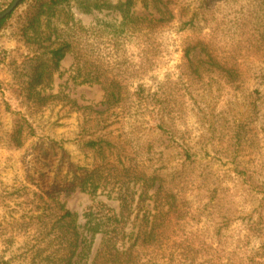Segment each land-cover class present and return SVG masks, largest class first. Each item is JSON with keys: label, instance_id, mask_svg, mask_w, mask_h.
Segmentation results:
<instances>
[{"label": "rangeland", "instance_id": "rangeland-1", "mask_svg": "<svg viewBox=\"0 0 264 264\" xmlns=\"http://www.w3.org/2000/svg\"><path fill=\"white\" fill-rule=\"evenodd\" d=\"M13 1L0 0V14ZM35 1L0 32V264H51L57 201L80 226L74 264H91L105 231L127 240L147 208L151 217L167 211L156 202L161 184L184 212L179 220L171 213L176 244L158 251L178 258L153 264H264V0H171V21L142 0L60 6L59 21L71 12L83 26L91 76L125 85L126 99L110 109L102 82H84L75 51L51 84L29 88L30 62L49 34L29 26ZM199 42L238 71L234 84L226 72L190 75L206 59ZM100 134L111 144L104 155L86 145ZM123 195L133 212L118 223L111 218H122ZM187 246L193 257L179 261Z\"/></svg>", "mask_w": 264, "mask_h": 264}, {"label": "trees", "instance_id": "trees-1", "mask_svg": "<svg viewBox=\"0 0 264 264\" xmlns=\"http://www.w3.org/2000/svg\"><path fill=\"white\" fill-rule=\"evenodd\" d=\"M26 1L27 0H22L13 12L0 19V32L5 28L8 21L13 17L20 6ZM69 1L70 0H36L30 6L34 9V13L33 17L29 20V26L34 28L37 36H39V32H42V27L46 25V30H48L49 34L46 32V36L39 40V46L36 49L37 52L30 62L32 70L30 74L31 80L29 81V88L32 89L36 88L38 85L51 84L54 78V72L60 68L64 58L68 53L75 51L78 71L80 74H83L82 71H85L86 73V76L83 79L84 82H102L106 88L108 109H110L113 106L121 104L126 99L121 93L122 88H125V85L122 81H119L116 78H106L104 81H101L98 77L91 76L95 65L87 59V57L91 58L93 55H89L88 52L85 51V47L82 45L83 39L80 35L82 34L83 26L78 24L77 19L71 12L65 13V17L59 21L60 16L57 14L59 7L69 3ZM103 2L104 0H96L94 7L101 9L105 4H108H102ZM142 2L145 6L153 5L158 9L165 8L168 10L170 16L166 19L167 21H171L175 18L174 12L170 7L171 0H142ZM44 18H46V24H44ZM54 18L56 19L54 20ZM262 20L264 21V19ZM190 21L192 22V19ZM61 25L68 26L67 28L69 29H65ZM37 26H39L40 31H38ZM53 35L56 36L54 39ZM37 38L40 39L39 37ZM44 41L49 43L44 44ZM198 44L204 45L206 59H200L199 64L194 69L191 67L190 75L192 76L194 74L197 76H203L204 74H210L216 71L226 72L230 83L234 84L238 80V71L236 69H231V67L227 68L223 64V60L219 58L214 50L205 45V43L199 42ZM86 48L95 54L93 45ZM190 49L191 47L186 51L188 57L190 55ZM26 75L28 76V73H26ZM141 89L142 86L139 87L137 93H139ZM138 97L141 96L138 95ZM191 98L197 100L194 93ZM160 127L167 131L164 123H160ZM23 130V126H21L16 134L21 135ZM86 145L94 149V151L100 155L106 154L107 147L111 146L105 136L101 134L88 139ZM149 180H152V182L150 183ZM156 180L157 178L155 176L144 179L145 185L144 192L141 193L142 196L148 194L146 191L150 187L155 186ZM97 188L98 187H95L96 190ZM155 194L156 196H159L158 199H156V202H163V206L168 205L169 208L167 211L164 206L162 209H158L157 214H154L151 217V211L147 208L144 215H142L137 233H135L134 236H130V239L128 237L127 240H125V236L117 238V235L105 231L103 247L91 264H153L161 257H165L170 263L178 258V255H172L169 257L165 255V252L160 253L158 251L163 250L162 248L165 241L176 244V241L171 239L173 236L171 231L173 225L171 213H175L177 220H179L183 216L184 204L182 209L178 210L177 204L181 205L180 198L175 193L163 191L162 184L155 190ZM141 200H143V204L144 199L142 198ZM57 202L59 213L56 214V220L53 225L49 227V231L47 232V235H49L50 238H53V245H47V250L51 251L46 258L49 259L51 264H74V257L80 246V226L74 212L66 207L64 203ZM105 207L107 206L105 205ZM188 208L187 204V209ZM109 209L113 210L111 207ZM132 212L128 197L123 195L121 209L122 218L117 219L113 215L111 219L118 223H125L124 219L126 217L129 218L132 215ZM105 216H107V214ZM118 228L119 227L116 226L113 232L118 234L120 232ZM94 230L98 231L99 228L95 227ZM119 243L122 244L118 245ZM183 250H181V259H179V261L193 257L188 246L186 250ZM41 251L44 252V250ZM2 264L10 263L9 261H3Z\"/></svg>", "mask_w": 264, "mask_h": 264}, {"label": "water", "instance_id": "water-1", "mask_svg": "<svg viewBox=\"0 0 264 264\" xmlns=\"http://www.w3.org/2000/svg\"><path fill=\"white\" fill-rule=\"evenodd\" d=\"M22 0H14L12 2V4L5 10L3 11L1 14H0V19L6 17L7 15H9L11 12H13L17 6L19 5V3L21 2Z\"/></svg>", "mask_w": 264, "mask_h": 264}]
</instances>
